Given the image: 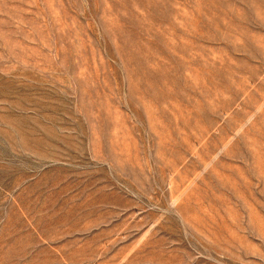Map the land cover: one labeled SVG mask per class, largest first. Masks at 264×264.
Wrapping results in <instances>:
<instances>
[{"label": "rangeland", "instance_id": "rangeland-1", "mask_svg": "<svg viewBox=\"0 0 264 264\" xmlns=\"http://www.w3.org/2000/svg\"><path fill=\"white\" fill-rule=\"evenodd\" d=\"M0 264H264V0H0Z\"/></svg>", "mask_w": 264, "mask_h": 264}]
</instances>
